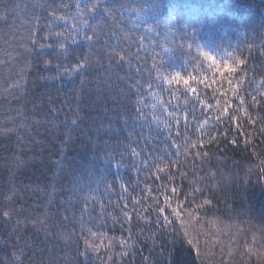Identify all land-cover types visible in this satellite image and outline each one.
Masks as SVG:
<instances>
[{
    "label": "trees",
    "instance_id": "obj_1",
    "mask_svg": "<svg viewBox=\"0 0 264 264\" xmlns=\"http://www.w3.org/2000/svg\"><path fill=\"white\" fill-rule=\"evenodd\" d=\"M76 4L0 0V264H264V0Z\"/></svg>",
    "mask_w": 264,
    "mask_h": 264
},
{
    "label": "snow or ice",
    "instance_id": "obj_2",
    "mask_svg": "<svg viewBox=\"0 0 264 264\" xmlns=\"http://www.w3.org/2000/svg\"><path fill=\"white\" fill-rule=\"evenodd\" d=\"M76 7H77V10H78L79 12H82L84 9L88 8V0H77ZM103 11H104V10L99 9L98 5H96V4H93L92 7H91V9H90V13H91L93 16H95L96 14H102ZM52 15H53V23H55L56 20H60V21L65 20V17H64V16L56 17V16H55V10H53ZM84 24H85V26H87L88 22H87V21H84ZM51 27H52V24L49 25V28H51ZM93 33H94V35H96L97 39L100 38V33L97 32L96 29H93ZM56 35H57V36H62L61 33H56ZM82 39H83L84 41H87V42H94L92 36H85V37H83ZM72 42H73L74 44L78 42V41L76 40V37H75V36L72 37ZM40 47H41V49H43V48H44V45H41ZM49 47H51V45H49ZM60 48H61V51H64L65 54H67L66 49L64 48V45H63V44L60 45ZM121 59H123V57H121ZM83 67H84V65H78V66H77V68H81V69H82ZM77 68H74L72 71H76ZM74 123H75V122H74ZM258 187H259V186H258ZM261 193L264 194V188H261ZM5 215H7V213H5ZM193 264H194V262H193Z\"/></svg>",
    "mask_w": 264,
    "mask_h": 264
}]
</instances>
